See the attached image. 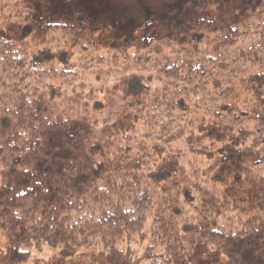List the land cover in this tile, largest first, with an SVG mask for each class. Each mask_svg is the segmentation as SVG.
<instances>
[{
    "label": "trees",
    "instance_id": "16d2710c",
    "mask_svg": "<svg viewBox=\"0 0 264 264\" xmlns=\"http://www.w3.org/2000/svg\"><path fill=\"white\" fill-rule=\"evenodd\" d=\"M82 1L15 0L14 14L0 4L2 259L21 262L33 244L64 257L96 240L110 246L140 234L155 211L150 264L217 254L264 264V7L226 18L208 2L180 0L122 28V40L91 64L72 61L77 40L69 41L110 26L96 22V7L84 18L92 4ZM94 75L119 80L131 100L112 136L63 116L53 100ZM208 144L231 154L227 181L199 163L196 147Z\"/></svg>",
    "mask_w": 264,
    "mask_h": 264
},
{
    "label": "rangeland",
    "instance_id": "374dc122",
    "mask_svg": "<svg viewBox=\"0 0 264 264\" xmlns=\"http://www.w3.org/2000/svg\"><path fill=\"white\" fill-rule=\"evenodd\" d=\"M178 1L180 0H89L92 5L90 8H87V14H84L83 10H81L82 14H84V18H87L86 16L89 17V10L91 7L92 9L96 7V9L93 10L94 17L97 19L96 22L99 23L102 19L106 18L107 21L105 20L103 22L109 25L110 28L100 31L95 37H92V39L90 38V34L87 33L86 36L82 35L83 37L81 36L80 40L78 37L74 40H70L69 42L77 40L75 47L69 49L71 53L73 52V56L71 57L72 61L81 55L86 56L88 61L92 59L91 64H94V61H99L101 55H107L111 47L122 40L123 37L120 35L122 28L137 24L143 18L144 13H149V16H151V14L156 15V13L160 12L165 6L174 4ZM202 1L208 2L212 15L224 16L226 18L233 16L236 11L238 12V17L242 18L244 13L246 11L248 13L251 12L253 7L254 10H259L258 8L261 9L264 7V0ZM80 2H82L80 4L82 5V0H76V8L79 7ZM0 4L3 6V11L6 14L15 13V10L12 9L14 8L13 5L15 4V0H0ZM82 6L84 7V5ZM238 9L242 12L238 11ZM73 10L76 11V9ZM72 12L73 11H66L63 12V14L68 13V16H73ZM130 21L134 23L131 24ZM14 30L15 32L18 31L16 28H14ZM31 42L32 46L31 43H28L30 50H34L35 48L33 45L36 42ZM69 42L65 43L63 39H60L61 46H70ZM69 63H71V61ZM145 79L144 77V83L153 90L155 88L154 79ZM86 83L87 87L84 89L80 88V81L77 82L76 87H68L66 89L60 87L56 90L55 95H53V100L59 105L58 109L63 116L69 115L96 122V131L101 134V137L105 135L112 136V130H114V128L111 130V124L115 123L114 117H118L121 110L123 111L129 107L131 100L127 96L124 97L122 84L119 83V80H114V77L95 80L94 75L88 77ZM150 89H148V91L145 89L144 92L151 94L149 93ZM147 97L148 96L145 95L146 99ZM196 149L201 151L200 157H198L199 163L206 168L211 178L216 179V176H218L221 178V181H227L231 174V169L229 167L231 154H229L228 150L223 148L219 150L220 152L218 153L216 152V148L209 146V144L208 147L204 145L202 147H196ZM220 155L222 156V163H218V156ZM168 160L174 162V167H176V165L178 166L175 159L169 158ZM186 161L187 158L184 162L186 163ZM168 169L169 167L165 165L164 172L167 173ZM172 174H174L175 178L180 179L181 175L178 169L173 171ZM167 183L166 180H162L159 185L164 187ZM168 186L173 187L174 184L169 183ZM154 215L155 211L149 214L140 234L136 233L131 235L130 238L124 237L118 239L113 245L104 246L99 240H96L90 248L81 249L70 257H64L60 251V247H50L46 244H33L26 250L28 252L27 258L17 263H8L2 259L4 250L7 246V238L3 235V231L0 230V264H150L148 253L149 245L152 244L150 230ZM186 264L227 263L224 255L217 254L206 259Z\"/></svg>",
    "mask_w": 264,
    "mask_h": 264
}]
</instances>
